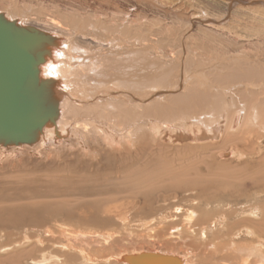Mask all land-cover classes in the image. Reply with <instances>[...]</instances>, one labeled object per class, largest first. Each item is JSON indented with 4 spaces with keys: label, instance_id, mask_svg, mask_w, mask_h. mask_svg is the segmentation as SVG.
<instances>
[{
    "label": "rangeland",
    "instance_id": "1",
    "mask_svg": "<svg viewBox=\"0 0 264 264\" xmlns=\"http://www.w3.org/2000/svg\"><path fill=\"white\" fill-rule=\"evenodd\" d=\"M213 1L219 0H163L161 5L153 1L139 4L141 19H138V25L129 28L127 25L120 28L109 26L106 32L109 38L102 45L92 44L90 39H81L78 35L77 39H69L72 27L73 32L81 33L83 28L80 27L88 25L85 17H80V11L75 10L78 5L86 16H90L84 0H5L6 4L0 0V9L2 13L12 11L15 18L26 26L61 33L65 39L59 35V41L82 47L78 51L86 55L100 53L110 58L111 52L125 54L127 49H141L146 44L143 39L149 38L152 43L149 47L133 56H122L121 63L126 66L121 69L123 80L133 81L134 89L120 87L114 92L132 90V94L143 96L157 89L145 86V78L154 74L159 80L158 77L166 75L162 86L170 89L181 79L180 93H188V96L176 100V103L172 97L164 96L160 98L164 102L189 107L199 96L202 99L203 93H210L208 89L222 88L226 90L219 95L221 103L226 102L229 110L232 62L247 64L249 61L252 65L256 54L264 53V8L261 7L264 0H240L244 4H240L242 8L234 4L240 13L237 11L232 15L234 10L226 19H223V7L217 8ZM121 3L128 7L130 0ZM58 10L61 14L63 12V17ZM71 12L79 15L81 21L79 18L75 21L77 18ZM254 13L258 15L254 18L259 21L251 19ZM65 14H71V19L70 16L67 18L70 22ZM191 14L201 15L195 27H189L187 17ZM202 17L214 20L211 24L216 28L210 29L209 22L200 21ZM51 20L58 22L61 31L51 26L48 22ZM73 21L75 23H71ZM116 35L121 38L118 43L117 37L114 38ZM106 70L112 73L110 68ZM101 80L107 83L105 90L99 84L86 83L74 87L73 93L77 99L93 98L97 90L110 95L111 85L116 84V80L112 77H102ZM156 87L161 86L158 83ZM84 112L80 110V114ZM210 117L208 114L207 119ZM156 120L161 133L169 123L164 117ZM146 128L153 133L150 127ZM124 130L114 135L117 144H106L110 148L98 154L92 152V146L78 150L82 147L69 143L66 148L44 151L37 147L33 149V145L0 159V247H5L4 251L0 248V264H25L27 260L38 258L40 252H58L59 248L51 239L61 241L58 237L62 228L86 236L110 234L114 244L127 246V240H136L137 237L147 240V235L153 231L146 229L156 227L155 219L161 213L172 214L177 208L183 212L196 201L201 206L209 202L203 208L213 211L220 208L218 203L233 201L231 203L235 206L243 203L240 195L250 194V197L257 194L253 206L264 207V192L258 194L262 188L259 184L264 182V147L257 156L235 160L227 155L219 157L221 151L229 148L236 151L235 143L221 142L220 138L179 139L163 133L164 137L152 134L154 139L149 137L142 142L135 136L133 142L126 134L129 129L125 127ZM100 142L104 144V141ZM91 144L94 145L95 141ZM249 168L261 172L263 177L244 176L242 170ZM25 237L30 239L29 243L22 240ZM37 238L43 241L42 247L36 244ZM17 242L19 246L14 244ZM87 252L94 257L95 253L105 251L101 246H90Z\"/></svg>",
    "mask_w": 264,
    "mask_h": 264
},
{
    "label": "bare ground",
    "instance_id": "2",
    "mask_svg": "<svg viewBox=\"0 0 264 264\" xmlns=\"http://www.w3.org/2000/svg\"><path fill=\"white\" fill-rule=\"evenodd\" d=\"M4 1L2 0V3L6 4ZM84 1L87 3L84 6L90 9V16H86L80 6L77 5L74 8L77 12L82 13H79V15L81 18L82 16L85 17L88 25L85 24V28L80 27V29L83 28L81 33L79 31L73 32L75 31L73 27L71 28L72 31L69 29L72 33V36L69 35V39H77L78 35L81 39H90L92 44L102 45L109 38L108 33H106L109 26L117 28L123 25H127L128 28L136 26L138 25V19H141L138 10L139 4L145 5L147 2L150 4L153 1L159 2L161 5L163 0H130L129 8L122 5V0ZM241 1L219 0L218 2L213 1V3L217 8L223 7V14L225 15L223 19H226L234 10L232 15L237 13V7H234V4H239L238 7H240L244 5L243 2L246 0ZM261 7L264 8L263 3ZM259 12L262 16L261 10ZM71 13L73 14V12ZM255 13L253 17L249 14L252 17L251 19L258 16ZM0 14H3L8 20L15 21L19 26H26L15 18L12 11L11 13L6 11L2 13V9H0ZM62 15H64L63 12ZM70 15L65 14L66 19H69ZM73 15L75 19L77 18L75 21L78 18V21H81L79 15L78 17L75 14ZM200 18L201 15L199 16V14L188 16L189 27H195V24L198 25ZM202 18L200 21L209 22L207 26L210 29L216 28L211 24L214 20ZM255 18L254 20L259 21ZM68 19L67 21L70 22ZM259 19L261 21V18ZM48 22L53 28L61 31L62 28L59 29L58 22L55 20ZM33 28L54 39V43H50V55L39 67V76L40 79L49 80L53 83V93L57 97V118L53 125L42 128L33 143L0 145V159L17 154L19 149L33 145V149L37 147L39 150L44 151L52 148H66L69 143L73 146L82 147L78 150L92 146V152L98 154L103 152L105 148H110L106 144H110V142L117 144L114 135L119 134L117 131H126L124 130L125 127L129 129L126 132L127 137L133 142L135 136L137 141L142 142L149 137L154 139L151 136L152 134L160 137L163 136V133H169L179 139H187L188 137L208 140L220 138L222 139L221 142L235 143L236 151L232 148L227 151H219L218 155L221 158L227 155L232 158L235 157V160H239L238 158L241 157L249 159L259 155L262 151V147H264V66H262L264 65V53L256 54L252 65L249 61H247L248 65L246 62H243V64H240L239 61L232 62V75L231 77L228 75L231 78L230 88L228 89L231 109L226 108V102L221 103L222 97L219 95L226 90H222V88L208 89L207 92L210 93L206 95L203 93V98L201 99L199 96L189 107L179 105V103L177 104L178 107L175 104L176 100H182L185 96H188V93H186L187 95L180 93L182 91L181 79H178L173 87L170 86V89L162 86L166 80V75L158 77L159 80H156L154 74L145 78V86H152L157 89L143 96L132 94V90L125 93L114 92L120 87L134 89L135 84L133 81L123 80L121 69L126 68V66L121 63L122 56H133L134 53L149 47L152 44L149 38L143 39L146 44H143L141 49L136 51L127 49L125 54L111 52L109 58L103 57L100 53L92 56L91 54L86 55L79 52L78 49H83L82 47L77 48L74 44L59 41L58 39H61V36L62 39H65L59 32L48 33L34 26ZM69 31H66V33ZM117 35L114 38L117 37L116 42L118 43L121 38ZM109 68L112 73H107L106 69ZM102 77H112L116 80V84L111 85L110 95L109 92L102 93L103 90H97L93 98H76L73 88L83 86L86 83L99 84L105 90L107 83L101 80ZM137 77L139 78V76ZM158 83L161 87H156ZM225 93L227 94V91ZM164 96L172 97L175 103L164 102L160 99ZM80 97L84 96L80 95ZM198 99L199 103L196 102ZM99 102L104 104H99ZM81 109L85 111L83 114H80ZM208 114L212 117L207 119ZM161 117H164L170 126L164 127L165 130L159 133L160 131L157 129L159 123L156 119ZM194 125L196 128H193ZM146 126L150 127L153 133H150ZM94 141L95 144L92 145L91 143ZM100 141H104V144ZM262 152H264V149ZM262 159L263 157H261ZM260 161L258 160V162ZM242 171L244 176L263 177L261 172L252 168L243 169ZM259 186H262V188L258 191V194L264 192V182L262 181ZM249 195L239 196L242 199V204L236 203L233 206L231 203L233 201L222 202V205L218 203L220 208L213 211L203 208L208 206L209 202L201 206L196 201V203L193 202L191 206L185 208L183 212L177 208L172 214L165 213V215H162L161 213L155 219L156 227L152 225L154 226L153 229H150V226L149 229H146V231H153L150 235H147V240L137 237L136 240H127V246L114 244L111 241L112 236L110 234L86 236L62 228L58 237L61 241L55 238L51 239L53 245H57L56 247L59 248L58 252H40L38 258L27 260L25 264H130L126 259L136 258V260H140L141 255L148 256V261L143 260L142 264H264V207L253 206L257 194L250 197ZM200 207L202 209H199ZM143 225L145 226L147 223ZM47 233L51 235L50 232ZM98 237L102 238L101 241L98 240ZM22 240L30 242L27 237ZM35 242L39 246H43L41 239L37 238ZM14 244L19 246L18 242ZM90 246H101V250L105 252L95 253L97 255L93 257L87 252V248ZM2 248L4 251L5 247ZM8 248L14 249V246ZM14 262L16 261L12 263Z\"/></svg>",
    "mask_w": 264,
    "mask_h": 264
},
{
    "label": "water",
    "instance_id": "3",
    "mask_svg": "<svg viewBox=\"0 0 264 264\" xmlns=\"http://www.w3.org/2000/svg\"><path fill=\"white\" fill-rule=\"evenodd\" d=\"M50 43L54 39L47 34L0 14V145L33 143L42 128L57 118L53 83L39 76ZM139 259L126 261L142 264L148 256Z\"/></svg>",
    "mask_w": 264,
    "mask_h": 264
}]
</instances>
